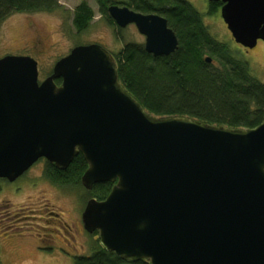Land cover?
Segmentation results:
<instances>
[{
	"label": "water",
	"instance_id": "obj_1",
	"mask_svg": "<svg viewBox=\"0 0 264 264\" xmlns=\"http://www.w3.org/2000/svg\"><path fill=\"white\" fill-rule=\"evenodd\" d=\"M207 1L222 2L237 44L264 42V0ZM109 14L122 29L135 24L155 58L178 49L166 18L115 5ZM79 154L87 191L114 184L82 215L107 252L134 263L264 264V121L242 130L153 117L99 44L75 47L42 82L33 58H1L0 179L13 183L42 159L64 171Z\"/></svg>",
	"mask_w": 264,
	"mask_h": 264
},
{
	"label": "trees",
	"instance_id": "obj_2",
	"mask_svg": "<svg viewBox=\"0 0 264 264\" xmlns=\"http://www.w3.org/2000/svg\"><path fill=\"white\" fill-rule=\"evenodd\" d=\"M100 15L109 24L112 0H96ZM134 10L158 14L167 19L176 33L178 49L169 56L154 57L144 45L127 44L114 55L120 83L156 118L187 117L214 126L248 130L264 121V84L253 77L249 64L229 47L213 38L200 13L185 0H136ZM222 2H212L210 15L217 14ZM62 9L59 0H0V23L16 13H52ZM95 17L87 3L79 5L73 26L79 33L87 31ZM107 18V19H106ZM212 62L208 63L207 58ZM57 84L61 80L56 81ZM47 164L48 178L57 184L81 185L88 168L82 154L70 166L58 170ZM112 183H101L89 191L90 198L103 201ZM1 264V263H0ZM75 264H149L129 262L107 252L99 240L90 256L75 258Z\"/></svg>",
	"mask_w": 264,
	"mask_h": 264
},
{
	"label": "rangeland",
	"instance_id": "obj_3",
	"mask_svg": "<svg viewBox=\"0 0 264 264\" xmlns=\"http://www.w3.org/2000/svg\"><path fill=\"white\" fill-rule=\"evenodd\" d=\"M202 16L211 36L249 64L253 77L264 84V43L246 50L237 44L221 12L209 16L206 0H185ZM62 9L52 13H16L0 23V59L27 56L38 62L39 81L55 64L80 45L99 44L113 55L127 44L145 45L135 26L124 29L107 22L96 0H59ZM87 3L95 17L90 28L79 33L74 12ZM118 28V29H117ZM47 161L39 160L15 182L0 180V263L75 264L90 256L97 233L84 229L82 215L91 199L82 183L60 185L48 178Z\"/></svg>",
	"mask_w": 264,
	"mask_h": 264
},
{
	"label": "flooded vegetation",
	"instance_id": "obj_4",
	"mask_svg": "<svg viewBox=\"0 0 264 264\" xmlns=\"http://www.w3.org/2000/svg\"><path fill=\"white\" fill-rule=\"evenodd\" d=\"M113 2H114V4H112V5H110V7L111 6H118V7H121V8H124V7H127L128 9H130V10H132V11H134V12H136V13H141V14H145V15H150V14H147V13H142V12H138V11H136V10H134V8H133V6H129V5H131V3H133V2H135L136 0H112ZM207 1V0H206ZM211 3L212 2H209V10H208V15L209 16H215L216 14H214V15H210V5H211ZM60 6H61V8H62V5L60 4ZM109 7V8H110ZM108 12H109V10H108ZM219 12H221V9L219 10ZM153 14H155V13H153ZM218 14V13H217ZM110 15V14H109ZM155 15H158V14H155ZM111 17V16H110ZM111 19H112V17H111ZM113 20V19H112ZM117 26V25H116ZM129 26H135V24H131V25H129ZM118 27V26H117ZM136 27V26H135ZM137 28V27H136ZM138 30V29H137ZM229 33H230V31H229ZM231 34V33H230ZM259 43H264V42H262V41H259ZM258 43V44H259ZM240 47H242L241 45H239ZM242 48H244V47H242ZM244 49H246V50H250V49H247V48H244ZM256 49V48H255ZM254 50V49H253ZM252 51V50H251ZM209 58V57H208ZM51 75V74H50ZM57 83V82H56ZM59 84H61V83H59ZM42 160H44V159H42ZM46 161V160H45ZM0 180H3V181H7V182H9L8 180H6V179H0Z\"/></svg>",
	"mask_w": 264,
	"mask_h": 264
},
{
	"label": "bare ground",
	"instance_id": "obj_5",
	"mask_svg": "<svg viewBox=\"0 0 264 264\" xmlns=\"http://www.w3.org/2000/svg\"><path fill=\"white\" fill-rule=\"evenodd\" d=\"M107 19V18H106ZM118 29V28H117Z\"/></svg>",
	"mask_w": 264,
	"mask_h": 264
}]
</instances>
